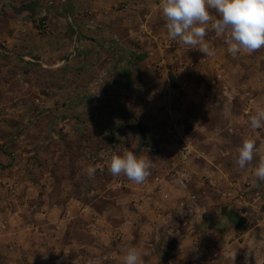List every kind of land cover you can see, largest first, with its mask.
I'll return each instance as SVG.
<instances>
[{"label": "crops", "instance_id": "obj_1", "mask_svg": "<svg viewBox=\"0 0 264 264\" xmlns=\"http://www.w3.org/2000/svg\"><path fill=\"white\" fill-rule=\"evenodd\" d=\"M29 3L36 15L19 14ZM158 5L0 0L14 59L0 66V79L18 78L26 91L18 113L22 150L13 156L49 183L38 190L30 176L22 182L21 203L1 205L0 264H123L129 246L141 250L143 264H264V181L254 176L257 159L240 169L227 148L237 151L242 142L225 147V126L207 123L212 117L230 126L244 123L245 138L264 145V128L254 132L249 122L264 109V48L234 58L209 26L205 40L216 54L205 56L169 39ZM40 20L49 26L44 35L37 31ZM218 88L228 96L222 111L214 108L222 101ZM164 93L179 98L166 103ZM161 117L177 143L152 144L146 181L112 176L113 154L145 155L146 143L140 145L128 127L149 126L157 135ZM179 140L193 146L185 163ZM88 165L97 167L93 179ZM78 230L89 239H78Z\"/></svg>", "mask_w": 264, "mask_h": 264}, {"label": "clouds", "instance_id": "obj_2", "mask_svg": "<svg viewBox=\"0 0 264 264\" xmlns=\"http://www.w3.org/2000/svg\"><path fill=\"white\" fill-rule=\"evenodd\" d=\"M158 7L169 39L179 40L188 49H198L205 56L216 54L205 40L209 26L217 37H224L227 51L234 58L238 53L251 55L264 48V0H159ZM249 122L254 132L264 128V109L251 115ZM114 135L121 143L126 139L119 132ZM235 159L242 170L257 159L254 176L258 181H264V145L258 147L254 138H244ZM152 167L148 155L128 149L122 154H113L108 163L112 176L122 174L136 184L146 181ZM96 171L97 167L93 165L85 169L89 179L94 178ZM123 264H143L141 250L129 246Z\"/></svg>", "mask_w": 264, "mask_h": 264}, {"label": "rangeland", "instance_id": "obj_3", "mask_svg": "<svg viewBox=\"0 0 264 264\" xmlns=\"http://www.w3.org/2000/svg\"><path fill=\"white\" fill-rule=\"evenodd\" d=\"M32 15H36L35 9L34 14ZM41 22L42 20L39 21V24ZM39 24L37 25V30ZM9 32H12V29L9 28V21L7 19V16H0V66L5 65L4 67H8L7 64L9 65L14 61L7 49V35L9 34ZM157 68L154 69L156 73L162 72V69L160 67ZM220 88H218V92L220 93L223 91L222 101L217 102V104L214 105V108L218 110L221 109L222 111V109L224 110V103L225 100L228 99V96L225 94V89ZM25 94L26 91H24V85L20 81V79L14 77H4L3 79H0V178H5L8 176L12 179H15V182L12 183H3V181L0 180V207L4 204L5 206L10 205L13 207V205H17L18 202L19 204L21 203L18 197H20L24 190L25 184L22 182L30 176L34 180L35 184H37L38 190L45 192V189L49 184L45 181L47 179L46 176H40L38 174V169L36 167L30 165L25 166V161H23L22 158L20 159L21 156H13V154L16 155L17 152H20L22 150V146L21 144H19V142H22L23 140L22 135H20V130L23 128L24 125L22 124V121H19L18 113L22 111ZM173 101L170 102V104H173ZM160 105L161 104L158 103L159 111L162 109L160 108L162 107ZM214 108L212 109L213 111ZM235 108L238 112L240 111V105L238 103H235ZM143 111L145 115H150V112H147L146 109ZM215 120L217 124L225 126V129L223 130L221 135L222 145H224L225 147H230V145L232 144L240 143L245 138L246 124H238L237 122H233V126H230L231 124L229 123V120H226V118L224 120H218L212 117L207 121L208 125H212ZM167 125L168 124L165 118L161 117L159 119V122H156L155 125L160 131H162L160 132V134L152 135L147 130V127L149 126H146V128L144 127L141 129L146 130L148 132V135L151 139L150 142H152L153 146L154 143L162 141L172 142V144L177 143V139H175L174 137L167 136ZM218 138H220V135L218 136ZM193 139L197 142L199 141V136L195 135ZM135 140H137L136 137L134 138V142H136ZM184 141L185 140H179V144ZM148 142L149 141H146V144L144 146L146 150L145 155H148L150 157L151 155H153V153H155V150L152 148V145H149ZM10 143L12 144L10 145V147H8ZM227 149L231 155L237 154L236 149L235 151L230 150V148ZM227 164L228 166H231L233 164V160L227 159ZM54 186H56V189L58 188L57 184ZM13 197H15L16 199ZM15 211H13V213ZM20 216L22 218V212H20ZM5 220L7 221V218ZM21 225L22 224L17 226L22 227ZM76 237L81 241H87L89 239V237L85 235V232L81 230H78V232L76 233ZM21 251H23V249Z\"/></svg>", "mask_w": 264, "mask_h": 264}, {"label": "built area", "instance_id": "obj_4", "mask_svg": "<svg viewBox=\"0 0 264 264\" xmlns=\"http://www.w3.org/2000/svg\"><path fill=\"white\" fill-rule=\"evenodd\" d=\"M38 33L39 34H46L48 31H49V26L48 24L45 22V21H42L40 24H39V27H38ZM164 100L167 102H172L173 100H176L179 98V94H163L162 95ZM168 135L170 137H174L176 138L177 137V133L176 131L173 129V128H170L168 129ZM193 146L191 143L187 142V141H184L180 144V150H179V157H180V161L182 163H185L187 162L193 155Z\"/></svg>", "mask_w": 264, "mask_h": 264}, {"label": "water", "instance_id": "obj_5", "mask_svg": "<svg viewBox=\"0 0 264 264\" xmlns=\"http://www.w3.org/2000/svg\"><path fill=\"white\" fill-rule=\"evenodd\" d=\"M25 11H29L30 13H32V14H34V5L32 4V3H29V4H27V5H24V6H22L19 10H18V13L19 14H21V13H23V12H25ZM142 132H143V134H141V133H133V135L134 136H136V135H138V136H140L141 138H140V145H142V144H144V143H146V141H149L148 143H149V145L151 146L152 145V142H150L151 141V139H150V137H149V135H148V132L146 131V130H141ZM126 140V139H125Z\"/></svg>", "mask_w": 264, "mask_h": 264}, {"label": "flooded vegetation", "instance_id": "obj_6", "mask_svg": "<svg viewBox=\"0 0 264 264\" xmlns=\"http://www.w3.org/2000/svg\"><path fill=\"white\" fill-rule=\"evenodd\" d=\"M129 129V131H130V133L133 135V133H141V134H143V132L141 131L142 129L140 128V127H129L128 128ZM137 137H139V138H141L140 136H138V135H136Z\"/></svg>", "mask_w": 264, "mask_h": 264}, {"label": "trees", "instance_id": "obj_7", "mask_svg": "<svg viewBox=\"0 0 264 264\" xmlns=\"http://www.w3.org/2000/svg\"><path fill=\"white\" fill-rule=\"evenodd\" d=\"M129 127H131V128H132V127H140V128H141V126H140L139 124H138V125H130ZM129 127H128V128H129ZM235 217H236V218H239L238 215H236V214H235L234 217H232V218H235Z\"/></svg>", "mask_w": 264, "mask_h": 264}]
</instances>
